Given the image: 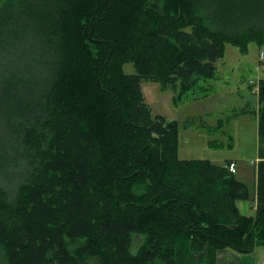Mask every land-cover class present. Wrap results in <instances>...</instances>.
Here are the masks:
<instances>
[{
  "label": "trees",
  "instance_id": "obj_1",
  "mask_svg": "<svg viewBox=\"0 0 264 264\" xmlns=\"http://www.w3.org/2000/svg\"><path fill=\"white\" fill-rule=\"evenodd\" d=\"M262 40L264 0H4L0 264H216L264 245V79L252 194L229 160L180 159L141 88L177 102L226 43Z\"/></svg>",
  "mask_w": 264,
  "mask_h": 264
},
{
  "label": "rangeland",
  "instance_id": "obj_2",
  "mask_svg": "<svg viewBox=\"0 0 264 264\" xmlns=\"http://www.w3.org/2000/svg\"><path fill=\"white\" fill-rule=\"evenodd\" d=\"M216 66L214 78L201 81V88L177 102L172 99V91L158 82L142 81V92L153 114L177 122L180 159H209L214 163L233 160L234 176L252 194L258 108V92L253 89L264 79V40L250 41L245 49L226 43ZM123 69L126 73L134 72L129 62L124 63ZM250 81L254 84L250 85ZM136 247L133 242L132 250ZM255 254L264 264V245L255 247Z\"/></svg>",
  "mask_w": 264,
  "mask_h": 264
},
{
  "label": "crops",
  "instance_id": "obj_3",
  "mask_svg": "<svg viewBox=\"0 0 264 264\" xmlns=\"http://www.w3.org/2000/svg\"><path fill=\"white\" fill-rule=\"evenodd\" d=\"M229 161L234 162L233 160H229ZM258 161H259V157L257 151V159L255 163H257ZM235 168H236V164H235ZM235 173L236 171L234 172V174ZM255 180H256V175H254V184H255ZM237 208L242 215L253 216L255 214L256 203L253 200L241 199L237 201ZM260 261H261L260 258L255 254V248L252 252L249 253H240L227 247L218 249L216 251V264H261Z\"/></svg>",
  "mask_w": 264,
  "mask_h": 264
},
{
  "label": "built area",
  "instance_id": "obj_4",
  "mask_svg": "<svg viewBox=\"0 0 264 264\" xmlns=\"http://www.w3.org/2000/svg\"><path fill=\"white\" fill-rule=\"evenodd\" d=\"M261 58H262V55H261ZM249 83H250V85H253V84H254L253 81H250ZM253 91H254V93L258 92V87H255V88L253 89ZM228 169H229L232 173H234V172L236 171L235 163H234V162H230L229 165H228Z\"/></svg>",
  "mask_w": 264,
  "mask_h": 264
}]
</instances>
